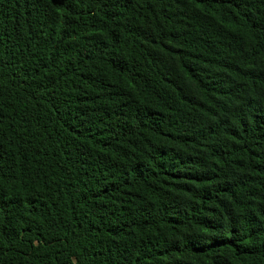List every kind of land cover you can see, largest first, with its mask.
Returning a JSON list of instances; mask_svg holds the SVG:
<instances>
[{
    "label": "trees",
    "instance_id": "trees-1",
    "mask_svg": "<svg viewBox=\"0 0 264 264\" xmlns=\"http://www.w3.org/2000/svg\"><path fill=\"white\" fill-rule=\"evenodd\" d=\"M0 264H264V0H0Z\"/></svg>",
    "mask_w": 264,
    "mask_h": 264
}]
</instances>
